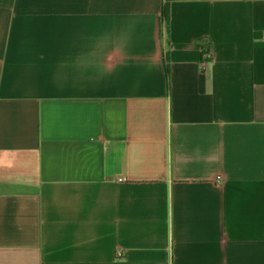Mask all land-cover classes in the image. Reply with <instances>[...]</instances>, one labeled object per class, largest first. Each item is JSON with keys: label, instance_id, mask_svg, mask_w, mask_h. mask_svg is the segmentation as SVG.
<instances>
[{"label": "crops", "instance_id": "crops-1", "mask_svg": "<svg viewBox=\"0 0 264 264\" xmlns=\"http://www.w3.org/2000/svg\"><path fill=\"white\" fill-rule=\"evenodd\" d=\"M0 264H264V0H0Z\"/></svg>", "mask_w": 264, "mask_h": 264}, {"label": "trees", "instance_id": "trees-1", "mask_svg": "<svg viewBox=\"0 0 264 264\" xmlns=\"http://www.w3.org/2000/svg\"><path fill=\"white\" fill-rule=\"evenodd\" d=\"M168 15H169V9H168V7L166 6V7L164 8V16H165L166 20L168 19Z\"/></svg>", "mask_w": 264, "mask_h": 264}, {"label": "built area", "instance_id": "built-area-1", "mask_svg": "<svg viewBox=\"0 0 264 264\" xmlns=\"http://www.w3.org/2000/svg\"><path fill=\"white\" fill-rule=\"evenodd\" d=\"M205 65H206V64H205V63H203V65H202V69H204V68H205ZM119 255H120V254H119Z\"/></svg>", "mask_w": 264, "mask_h": 264}]
</instances>
